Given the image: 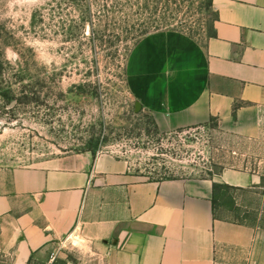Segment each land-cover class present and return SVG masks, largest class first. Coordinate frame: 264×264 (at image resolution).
I'll list each match as a JSON object with an SVG mask.
<instances>
[{"label": "rangeland", "instance_id": "rangeland-1", "mask_svg": "<svg viewBox=\"0 0 264 264\" xmlns=\"http://www.w3.org/2000/svg\"><path fill=\"white\" fill-rule=\"evenodd\" d=\"M217 17L213 0H0V194L14 168L85 150L121 155L148 180L264 176V125L252 136L216 121L167 133L142 109L169 54L204 45ZM216 207L264 230V185L217 184ZM62 246L56 264L90 261Z\"/></svg>", "mask_w": 264, "mask_h": 264}, {"label": "crops", "instance_id": "crops-1", "mask_svg": "<svg viewBox=\"0 0 264 264\" xmlns=\"http://www.w3.org/2000/svg\"><path fill=\"white\" fill-rule=\"evenodd\" d=\"M215 35L169 54L142 89L159 131L211 121L252 136L264 125V0H213ZM260 172L148 180L109 152L66 153L12 170L0 194V264H47L65 243L78 264H264V230L217 215L216 185Z\"/></svg>", "mask_w": 264, "mask_h": 264}, {"label": "built area", "instance_id": "built-area-1", "mask_svg": "<svg viewBox=\"0 0 264 264\" xmlns=\"http://www.w3.org/2000/svg\"><path fill=\"white\" fill-rule=\"evenodd\" d=\"M56 256L54 253L50 256L49 262L47 264H56Z\"/></svg>", "mask_w": 264, "mask_h": 264}, {"label": "trees", "instance_id": "trees-1", "mask_svg": "<svg viewBox=\"0 0 264 264\" xmlns=\"http://www.w3.org/2000/svg\"><path fill=\"white\" fill-rule=\"evenodd\" d=\"M213 35H215V30H214V33L211 36H213ZM161 177H162V179H158V180L170 179V177L167 178L166 175H162ZM171 178H173V177H171Z\"/></svg>", "mask_w": 264, "mask_h": 264}]
</instances>
